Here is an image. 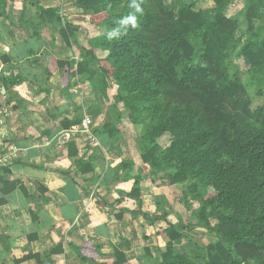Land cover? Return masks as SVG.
I'll return each instance as SVG.
<instances>
[{
  "label": "trees",
  "instance_id": "1",
  "mask_svg": "<svg viewBox=\"0 0 264 264\" xmlns=\"http://www.w3.org/2000/svg\"><path fill=\"white\" fill-rule=\"evenodd\" d=\"M234 1L212 0L211 7L202 9L193 1L174 12L166 0H135L142 9L138 13L133 0H74L71 4L90 12V23L103 32L80 47L75 32L62 27L60 36L78 57L76 69L72 72L74 61L49 60L48 74L64 70V87L82 76L102 99L114 87L115 107L128 111L129 121L141 126L137 147L147 173L168 167L169 185L190 182L182 196L189 199L187 211L198 205L196 218L183 225L169 222L170 213L155 217L167 225L166 244L157 256L144 248L150 264H264V102L253 106L252 99L244 100V86L228 67L247 36L238 54L250 72L264 74V0L246 1L244 31L236 18L226 16ZM11 3L0 0V18L12 35ZM33 6L48 28L62 24L60 9ZM132 15L136 27L121 23ZM97 50L107 56L98 59ZM8 62L0 59L1 64ZM0 81L4 90L15 84L2 76ZM110 115L107 108L101 122L114 138L120 132L110 125ZM164 135L170 143L162 149L157 140ZM120 166L122 180H133L127 197L142 205V177L132 162ZM1 172L10 174L8 169ZM196 229L210 236L208 244L194 243L187 253L176 254L173 243L193 242L187 232ZM71 248L79 260L93 264L100 253L89 242ZM62 252L58 244L50 254ZM113 255V264H127L119 249L114 248Z\"/></svg>",
  "mask_w": 264,
  "mask_h": 264
},
{
  "label": "crops",
  "instance_id": "2",
  "mask_svg": "<svg viewBox=\"0 0 264 264\" xmlns=\"http://www.w3.org/2000/svg\"><path fill=\"white\" fill-rule=\"evenodd\" d=\"M73 1L13 0L8 9L12 35L0 18V59L9 60L0 63V76L15 82L2 92L7 115L0 127V156L16 154L0 167V264H93L79 260L71 248L86 242L100 251L95 264H113L114 248L125 254L127 264H150L144 248L154 255L153 249L162 253L166 244L167 225L155 217L170 213L169 222L183 224L171 191L187 182L169 185L168 167L147 173L137 147L141 126L129 121L128 111L115 107L114 90L102 99L82 76L64 87L63 69L48 74L50 59L74 61L72 72L76 69L78 57L60 36L62 27L75 32L80 47L103 32L90 23L91 13L73 6ZM236 2L242 0L229 5L228 18ZM36 3L60 9L62 24L45 26ZM106 56L97 50L98 59ZM107 108L110 125L120 132L114 138L102 127ZM85 119L90 120L87 130ZM169 138H160L166 140L159 145L162 149ZM122 161L132 162L143 179L142 205L127 197L133 180H122ZM91 166L93 170L83 174ZM1 169L10 174L5 176ZM187 241H175L174 252L187 253L178 249ZM58 244L63 252L50 254Z\"/></svg>",
  "mask_w": 264,
  "mask_h": 264
},
{
  "label": "rangeland",
  "instance_id": "3",
  "mask_svg": "<svg viewBox=\"0 0 264 264\" xmlns=\"http://www.w3.org/2000/svg\"><path fill=\"white\" fill-rule=\"evenodd\" d=\"M197 2V8L198 9H202V8H209L212 4H211V0H166V2L168 4H171L172 9L174 12H177L182 4H189L191 2ZM245 4V0H242V2H236L235 4H233V6L230 7V11L228 13V16H233L234 18H236L238 20L239 26L241 28V31H244L246 29V25L243 22V16H242V11H243V5ZM231 17V18H233ZM211 20V16H209L208 21ZM256 26L258 25V23L255 24ZM247 36L243 39L242 43L238 46L237 50L235 51V53L231 56L230 60H229V73L231 76H233L234 74L237 75L238 78H240L242 85L244 86L245 92L241 95L242 98L244 100H248V98L252 99L253 101V106L259 105L262 102H264V74H254L252 72L249 71V68L244 64L242 57H240V55L238 54L240 49L242 48V45L244 43V41L246 40ZM199 62V60H198ZM197 63V62H196ZM254 81L253 85H250V82ZM115 88L112 87V92ZM110 91V90H109ZM257 92H260L261 95H258ZM160 139V138H159ZM157 140L158 141V145H166V140ZM170 140V138H169ZM164 149V148H163ZM190 184V182H187L186 184H184V186L178 188L175 187L173 188V192L171 191V196H177V200L179 203V212L182 213V217L180 216V220L183 221V225L187 224V223H192V221H194V219L196 218L197 215V211H198V205L196 203H193L191 210L190 211H186L185 207L183 206L186 202H189L188 200L183 199L182 196V192L186 189V187ZM201 192H210L211 190H205L203 188H200ZM183 203V204H182ZM184 208H183V207ZM214 222L212 221V224ZM191 233V234H190ZM187 235L192 238L193 242L188 240L186 243H184L182 246L179 245L178 249L180 252H183L186 250H190L193 249L195 247L194 243H199V244H203L206 245L208 244V242L210 241V236L201 231V232H196L194 231H190L187 232ZM154 251V255L157 256V254H155L156 252H158L156 249H153Z\"/></svg>",
  "mask_w": 264,
  "mask_h": 264
},
{
  "label": "built area",
  "instance_id": "4",
  "mask_svg": "<svg viewBox=\"0 0 264 264\" xmlns=\"http://www.w3.org/2000/svg\"><path fill=\"white\" fill-rule=\"evenodd\" d=\"M3 87L0 81V127H2L5 123L6 115H7V109L2 103V97H3ZM90 124L89 119H85L83 121V127L85 130H87L88 125ZM16 158L15 152L8 153L6 155L0 156V167H4L7 164H9V161Z\"/></svg>",
  "mask_w": 264,
  "mask_h": 264
},
{
  "label": "clouds",
  "instance_id": "5",
  "mask_svg": "<svg viewBox=\"0 0 264 264\" xmlns=\"http://www.w3.org/2000/svg\"><path fill=\"white\" fill-rule=\"evenodd\" d=\"M133 7H135L136 12L140 13L142 12V9L139 4L135 3V0H133ZM124 25L131 24L132 27H136V17L134 15L129 16L128 18L121 21ZM111 36V34H110Z\"/></svg>",
  "mask_w": 264,
  "mask_h": 264
},
{
  "label": "water",
  "instance_id": "6",
  "mask_svg": "<svg viewBox=\"0 0 264 264\" xmlns=\"http://www.w3.org/2000/svg\"><path fill=\"white\" fill-rule=\"evenodd\" d=\"M2 92H4V89H3V91Z\"/></svg>",
  "mask_w": 264,
  "mask_h": 264
}]
</instances>
